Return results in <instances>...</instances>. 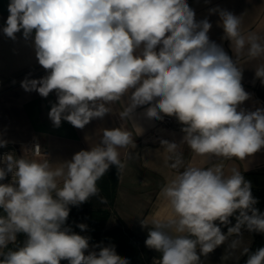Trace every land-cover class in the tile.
I'll return each mask as SVG.
<instances>
[{"label": "clouds", "instance_id": "obj_1", "mask_svg": "<svg viewBox=\"0 0 264 264\" xmlns=\"http://www.w3.org/2000/svg\"><path fill=\"white\" fill-rule=\"evenodd\" d=\"M8 12L3 33L12 40L21 31L26 40L34 34L36 58L47 71L40 79L25 78L21 87L44 98L55 91L57 102L48 113L54 126L63 120L83 129L112 113L109 105L123 102L121 120L132 121L145 105L150 120L175 117L183 125L181 144L196 157L244 160L264 148V108H240L250 98L241 83L240 56L246 51L250 60L264 61V41L243 33V15L209 9L219 14L234 61L210 40L212 24L207 18L197 22L187 0H10ZM255 77L264 85V62L255 67ZM85 140L90 150L56 164L14 152L0 157V181L11 174L9 183H0V264H129L111 244L94 245L100 250L86 255L91 238L65 227L70 205L91 197L107 203L97 182L110 166L122 172L120 149L135 144L122 127L104 129L99 142ZM7 143L0 139V147ZM161 144L176 170L159 193L168 215L140 221L149 229L145 245L161 254L155 264H202L201 256L241 236L242 228L264 233V213L239 170L226 173L215 164L180 171L179 146ZM233 216L235 224L227 227ZM77 227L87 229L83 223ZM18 233L27 237L22 244H16ZM10 243L16 246L5 251ZM246 264H264V247Z\"/></svg>", "mask_w": 264, "mask_h": 264}, {"label": "crops", "instance_id": "obj_2", "mask_svg": "<svg viewBox=\"0 0 264 264\" xmlns=\"http://www.w3.org/2000/svg\"><path fill=\"white\" fill-rule=\"evenodd\" d=\"M10 0H0V139L7 140V144L15 146L17 156L28 159L44 160L56 164L71 160L73 155L81 150H90V144L85 137H91L96 142L104 129L122 127L133 134L135 144L120 149L121 160L125 168L119 172L116 166H110L105 175L97 182L100 196L106 198L107 203L101 204L97 197L89 200L97 208L108 212L103 229L121 231L123 241L103 242L98 245H114L116 253L126 257L129 264H153V259L161 258V254L145 245L148 228L141 226L140 221L149 218L163 219L168 215V209L159 193L167 180L176 170L169 167L174 162L168 157L162 140L175 142L179 147L177 152L183 159V166L209 167L222 164L226 173L235 168L242 174L264 168V148L244 160L196 157L186 144H181L184 133L183 127L175 117L169 125L157 123L144 116L149 105L139 106L131 120H121L119 113L123 110V102L109 105L112 113L102 119L90 121L83 129L76 128L67 121H61L56 127L49 118L52 104L57 102L55 91L48 97H41L37 92H26L21 87L25 78L40 79L47 75V71L39 65L34 49V34L27 40L22 31L16 33V40L7 37L2 29L6 26L9 15ZM190 8L195 12V20L199 22L207 18L212 24L208 36L211 41L221 45L224 51L235 61V54L231 49V42L222 39L224 30L219 25L218 12L209 14V9L220 8L234 15L242 16V30L245 35L255 33L264 41V0H187ZM159 47V46H158ZM264 62L260 59L250 60L246 51L239 58L242 67V86L250 94V98L240 105L246 111L264 108V99L257 94L261 85L260 79L255 77V67ZM127 99L126 97L124 98ZM137 124L142 133L133 126ZM38 141L44 149L43 155H32L28 150V143ZM81 223L85 224L84 221ZM151 227V225L149 226ZM89 241L87 255L91 251L98 252L100 248ZM227 244H222L207 256H201L202 264H239L240 257L228 252ZM199 250V249H198ZM199 254V251H197ZM239 254H237L238 256Z\"/></svg>", "mask_w": 264, "mask_h": 264}, {"label": "trees", "instance_id": "obj_3", "mask_svg": "<svg viewBox=\"0 0 264 264\" xmlns=\"http://www.w3.org/2000/svg\"><path fill=\"white\" fill-rule=\"evenodd\" d=\"M257 94L261 99H264V85H260L257 88ZM246 180L251 182L252 185V194L258 200V203L255 205L261 213H264V168L257 169L254 171H249L243 173ZM70 212L69 217L66 221L65 227H70L71 230L79 235L90 237L89 241L94 242L95 244L103 243V242H112V241H123L124 236L121 231L118 229L107 230L103 229L104 222L107 218L108 212L105 209L97 208L88 200L87 202L81 204L80 206H69ZM0 214H2V210H0ZM231 224L227 227L235 224V217H230ZM84 221L85 225H87V229L81 231L78 224ZM218 224L219 221H216ZM227 227L221 228V231L227 230ZM252 234V242L248 253H243V255L239 259V264H246V260L248 256L254 253L257 249L264 247V233L251 232ZM26 235L23 233L17 234L16 244H22L26 239ZM16 245L10 243L8 248L5 249H13ZM3 259V257H0ZM60 264H68L67 260H62Z\"/></svg>", "mask_w": 264, "mask_h": 264}, {"label": "built area", "instance_id": "obj_4", "mask_svg": "<svg viewBox=\"0 0 264 264\" xmlns=\"http://www.w3.org/2000/svg\"><path fill=\"white\" fill-rule=\"evenodd\" d=\"M155 120V119H154ZM173 118L169 116H164L163 120H155L157 123L169 125L172 122ZM28 150L29 153L32 155H43L45 154L44 149L41 147L40 143L38 141H31L28 143ZM14 152L17 156V151L14 145L7 144L6 147H0V157H2L5 153ZM18 157V156H17ZM3 165H0L2 167ZM11 181V174H8V176L5 178L4 181H0V183H9ZM158 261L157 258L153 259V264Z\"/></svg>", "mask_w": 264, "mask_h": 264}, {"label": "rangeland", "instance_id": "obj_5", "mask_svg": "<svg viewBox=\"0 0 264 264\" xmlns=\"http://www.w3.org/2000/svg\"><path fill=\"white\" fill-rule=\"evenodd\" d=\"M219 225V223H218ZM221 228H224L223 225H219ZM242 235L239 236V237H236V236H232V237H229V239L225 242V244H227V249H228V252H230L233 256H236V257H241L244 253V249L248 248L252 242V234L251 232L247 231V230H244V231H241ZM234 239H239V244L238 246L235 248V249H230L228 247V245L231 243L232 240ZM199 251V250H197ZM237 254H239L237 256Z\"/></svg>", "mask_w": 264, "mask_h": 264}, {"label": "water", "instance_id": "obj_6", "mask_svg": "<svg viewBox=\"0 0 264 264\" xmlns=\"http://www.w3.org/2000/svg\"><path fill=\"white\" fill-rule=\"evenodd\" d=\"M244 230H247V229H241V231H244ZM223 233H225V234H227V230H224V231H222ZM199 249V247H197V250Z\"/></svg>", "mask_w": 264, "mask_h": 264}]
</instances>
